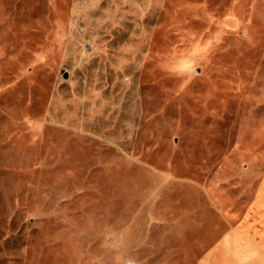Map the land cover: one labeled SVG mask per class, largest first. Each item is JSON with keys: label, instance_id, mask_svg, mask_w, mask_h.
Returning <instances> with one entry per match:
<instances>
[{"label": "rangeland", "instance_id": "374dc122", "mask_svg": "<svg viewBox=\"0 0 264 264\" xmlns=\"http://www.w3.org/2000/svg\"><path fill=\"white\" fill-rule=\"evenodd\" d=\"M263 235L264 0H0V264H264Z\"/></svg>", "mask_w": 264, "mask_h": 264}, {"label": "crops", "instance_id": "0c3cea01", "mask_svg": "<svg viewBox=\"0 0 264 264\" xmlns=\"http://www.w3.org/2000/svg\"><path fill=\"white\" fill-rule=\"evenodd\" d=\"M258 248L263 252L264 254V235L262 236V239L258 242ZM263 249V250H262Z\"/></svg>", "mask_w": 264, "mask_h": 264}]
</instances>
